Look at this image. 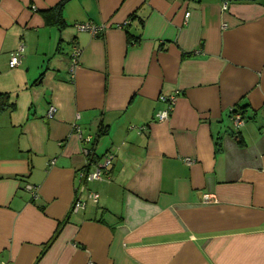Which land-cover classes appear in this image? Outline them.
<instances>
[{
    "label": "crops",
    "instance_id": "crops-1",
    "mask_svg": "<svg viewBox=\"0 0 264 264\" xmlns=\"http://www.w3.org/2000/svg\"><path fill=\"white\" fill-rule=\"evenodd\" d=\"M60 1L0 0V261L264 264V0Z\"/></svg>",
    "mask_w": 264,
    "mask_h": 264
},
{
    "label": "built area",
    "instance_id": "built-area-1",
    "mask_svg": "<svg viewBox=\"0 0 264 264\" xmlns=\"http://www.w3.org/2000/svg\"><path fill=\"white\" fill-rule=\"evenodd\" d=\"M228 8V2L225 1L223 2V9ZM77 28L80 30H85L90 32L93 36H98L101 34L102 30L104 29L103 25H97V24H92V23H78ZM23 50V44L20 45L19 49L15 52L12 53L11 58H10V66L14 67L18 65L21 62V52ZM80 53L79 48H75L72 58L74 63L78 62V56ZM160 99L163 101H166L168 105L162 109H160L156 113V117L159 121H165L170 117L171 111L174 109L175 102H176V97L174 95H168V94H162L160 95ZM56 112V108L54 105H51L49 107V110L47 112V117L51 118L54 116ZM234 121L236 125H240L242 122V116L240 114L235 115ZM86 141H92V136L88 135L85 138ZM86 154H91V150L85 148L84 150ZM114 154L110 153L105 156V159H103L101 162L100 161H94L92 159H89V164L87 166L83 167L78 171V175L80 178V185L78 187V195L76 196L73 204H72V212L76 213L82 208L86 206V203L88 200L97 202L99 200L100 194L99 192L93 191V190H88L86 194H82L86 190L85 183L94 179H100L104 175L107 176L109 173V167L111 166L113 162ZM185 161L188 164H191L194 160L191 157H186ZM96 162L95 168L92 170L89 168V165L93 164ZM0 264H6L4 262L0 261Z\"/></svg>",
    "mask_w": 264,
    "mask_h": 264
},
{
    "label": "trees",
    "instance_id": "trees-1",
    "mask_svg": "<svg viewBox=\"0 0 264 264\" xmlns=\"http://www.w3.org/2000/svg\"><path fill=\"white\" fill-rule=\"evenodd\" d=\"M66 1L68 0H61L59 2V4L53 9L44 11V15L46 18V22L47 23H57L58 25H63L64 20H63V16H62V10H63V6L66 3ZM131 20V18H130ZM130 20L126 21L125 23L122 24L123 27H127ZM129 31V30H128ZM131 39H133L132 41H138L137 36H131ZM43 75H40L39 79L40 80L42 78ZM15 104L13 101L10 100V94L8 92H0V111L6 109L7 107H13ZM106 126L105 125H101V132H105ZM66 220H64L63 222H60L54 236L51 238V240L49 241V243L46 245L48 246L53 240L54 238L58 235V233L61 230V227L63 226V224L65 223Z\"/></svg>",
    "mask_w": 264,
    "mask_h": 264
}]
</instances>
